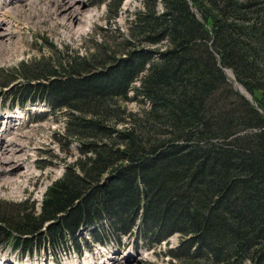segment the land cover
I'll return each instance as SVG.
<instances>
[{
	"label": "trees",
	"instance_id": "obj_1",
	"mask_svg": "<svg viewBox=\"0 0 264 264\" xmlns=\"http://www.w3.org/2000/svg\"><path fill=\"white\" fill-rule=\"evenodd\" d=\"M123 2L101 0L105 26L82 54L48 43L0 70L19 81L12 105L58 111L53 141L77 143L39 210L0 203V248L69 238L80 253L76 233L93 226L94 240L147 250L177 236L157 257L179 264H264V0H141L119 28Z\"/></svg>",
	"mask_w": 264,
	"mask_h": 264
},
{
	"label": "rangeland",
	"instance_id": "obj_2",
	"mask_svg": "<svg viewBox=\"0 0 264 264\" xmlns=\"http://www.w3.org/2000/svg\"><path fill=\"white\" fill-rule=\"evenodd\" d=\"M67 1H78L79 5H75V8L70 7V11H66L61 8L62 4L59 0H0V33L5 34L0 41V70H10L22 61L47 56L50 44L57 49L67 45L81 54L85 47L88 48L91 45L90 42L84 44L86 46H83L82 43L84 40L89 41L88 37L93 31V27L105 26V8L101 4V0ZM140 2L141 0H124L119 16L115 20L117 27L124 28L128 13L139 8ZM72 13L80 15L71 18L69 16ZM48 43L50 44L48 45ZM228 71V76L231 78L230 74L232 73L230 70ZM17 83L19 81L15 79L0 80V86L7 84L5 88L0 87V106L6 112L11 111L9 110L13 104L10 97L11 91ZM140 107L134 102L126 105V109L131 112H138ZM26 109L27 111H24L19 106H14L11 115H15L17 119H12L14 122H12V129L9 130L10 133L1 136L5 140L11 139L15 144L12 146L9 143L18 164L7 172L0 171V203L19 204L29 196L30 201H34L33 204L37 203L35 207L39 210V201L45 188L53 180L62 177L66 166L71 165L77 157L75 151L77 143L69 142L67 150L74 149L65 153L60 150V143L53 141L51 133L61 130L60 121L64 118L58 111L54 113V116L47 113L45 117H42L43 113L47 112L44 104ZM4 114L1 112L0 116H4ZM47 150H51V152L47 153ZM13 170L14 172H12ZM46 225L48 223L44 226ZM93 228V226H88L78 232L80 239L77 240L83 242L85 239L88 245L81 244L84 253L82 257L72 249L69 241H66V246L57 248L54 252L51 251V247L50 249L49 247L36 248L37 250L22 257L18 251H13L9 245H6L5 248L0 249V256L22 264L28 262L97 264L111 257H115V260L122 262L121 264H179L178 260H171L170 257L162 255V258L157 257V253L164 252L178 244L175 245L176 237L171 238L168 244L160 243L149 251L144 249L141 239L138 240L137 248L134 243L133 246L130 244L132 240L125 239L120 248H116L112 255L108 249L93 247L96 240L91 238L94 236H89L91 233L88 234ZM91 242L93 243L90 244ZM90 245L91 250L87 248ZM131 256L134 258L131 259Z\"/></svg>",
	"mask_w": 264,
	"mask_h": 264
},
{
	"label": "bare ground",
	"instance_id": "obj_3",
	"mask_svg": "<svg viewBox=\"0 0 264 264\" xmlns=\"http://www.w3.org/2000/svg\"><path fill=\"white\" fill-rule=\"evenodd\" d=\"M59 2L62 4L61 8L63 10H66V11H68L70 9V7L75 8V5H79L78 1L74 2V1H67V0H59ZM78 15H80V14H78ZM78 15H74L72 13L69 17L73 18V17L78 16ZM4 36H5L4 33H0V41H2ZM13 117H15V116H10V115H7L6 117L0 116V119L4 120L3 124H6V125H4L3 131H0V171L1 172H3V171L7 172V170L9 171V170L13 169L15 167V165L18 164L17 160L15 159V153L12 152V147H11V145H9V143H11L12 146H15V144H13L11 139L7 138L8 140H5L1 137V136H3V134L8 135V133H10L9 130L12 129V122H13L12 118ZM14 150H16V149H14ZM3 162H5V163H3ZM12 172H14V170ZM81 231H82V229L79 230L78 232H81ZM91 231L88 232V234L91 233ZM89 236H90V234H89ZM79 237H80L79 234L76 233V239H80ZM77 241H78V243L82 242L80 240H77ZM130 258L132 259L134 257L131 256ZM132 264H135V263H132Z\"/></svg>",
	"mask_w": 264,
	"mask_h": 264
},
{
	"label": "water",
	"instance_id": "obj_4",
	"mask_svg": "<svg viewBox=\"0 0 264 264\" xmlns=\"http://www.w3.org/2000/svg\"><path fill=\"white\" fill-rule=\"evenodd\" d=\"M222 71H223V73H224L227 77H229V76H228L229 71H228L227 69H223V68H222ZM230 76L232 77L231 74H230ZM231 81H232V83H233L234 88H235L240 94H242L247 100H249L253 105H255V102H254L253 98L251 97V95L247 94V93L245 92V90H244L243 88H241V87L236 83V81L234 80V78H231Z\"/></svg>",
	"mask_w": 264,
	"mask_h": 264
}]
</instances>
